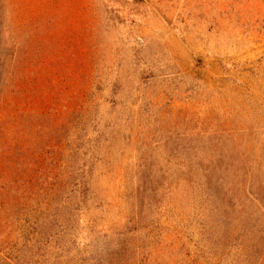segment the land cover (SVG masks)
Returning <instances> with one entry per match:
<instances>
[{"label":"rangeland","instance_id":"obj_1","mask_svg":"<svg viewBox=\"0 0 264 264\" xmlns=\"http://www.w3.org/2000/svg\"><path fill=\"white\" fill-rule=\"evenodd\" d=\"M0 264H264V0H0Z\"/></svg>","mask_w":264,"mask_h":264}]
</instances>
